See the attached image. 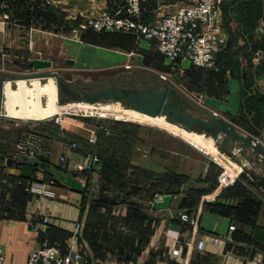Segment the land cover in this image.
I'll return each instance as SVG.
<instances>
[{"label":"crops","instance_id":"0c3cea01","mask_svg":"<svg viewBox=\"0 0 264 264\" xmlns=\"http://www.w3.org/2000/svg\"><path fill=\"white\" fill-rule=\"evenodd\" d=\"M32 1V0H31ZM49 9L56 10L66 20L70 15L82 13L91 15L101 9L117 7L119 0H40ZM195 0H148L152 8L151 20L158 19L173 8L190 4ZM245 0H227L220 4L217 22L225 36L219 71H208L182 61L172 68L167 59L156 49L153 43L146 41L134 33L124 32H88L82 39L72 31L61 35L60 30L45 31L34 27L28 30L6 26L7 20L0 17V72L14 73L20 65L34 58L49 60L52 68L60 61L70 70H112L118 69L121 81L144 84L152 81L163 82L159 74L170 77L167 82L172 88L177 85L191 96L208 116L216 115L230 122L236 129L239 123L234 122L238 114L242 98V80L238 72L246 70V58L237 54L234 59L238 65L233 67L227 61L229 54L249 46L252 42L264 40V0H250L252 5L259 6L258 15L246 13L243 9ZM12 2V0H11ZM15 2V0H14ZM17 25V24H16ZM20 32L31 39H43L47 46L23 43L18 47L17 33ZM57 40L55 53L48 50L49 41ZM17 48H27V54H19ZM251 53V52H250ZM251 63L258 64L264 59V52L258 50L250 54ZM225 56V57H224ZM233 56V55H232ZM71 61V62H69ZM130 65V67H126ZM28 68V67H27ZM234 69V72H233ZM253 71V70H251ZM254 86L264 96V68L259 75L253 76ZM210 103H207V101ZM76 111H96L98 106H76ZM200 109V110H201ZM131 119V118H130ZM148 119V118H147ZM140 121V119H132ZM62 127L67 137L78 143H86L89 136L94 135V127L78 120H64ZM237 123V124H236ZM245 127V126H244ZM253 132L245 127L251 136L264 140L261 128ZM15 125L0 124V155L13 158L17 142ZM187 134L185 129H181ZM240 131V130H239ZM183 132V133H184ZM46 129L42 134L45 149L42 152L49 163L61 168L65 173L76 172L78 163L87 162L86 156L79 150H72L70 144H64L63 132ZM261 135V137L257 135ZM236 142H229L224 147L232 151H240ZM215 150L211 143L209 153ZM251 158L247 159L249 166L264 175V166L249 151ZM215 152H213L214 155ZM56 155L64 156L66 161L58 163ZM20 165L14 163L0 165V193L10 187H15L16 178L22 171ZM77 173V172H76ZM248 179V178H247ZM77 180L82 182V173ZM250 184L257 182L248 179ZM36 181L39 188L50 191L53 195L24 191L19 208L0 205V249L4 264H25L29 254L45 242L58 245L62 252L72 248L82 256L89 258L91 264H264V206L254 217V224H240L231 217L218 213L210 208L202 209L196 216V227L182 225L179 213L174 208V197L168 210L154 211L151 202L161 195L154 194L147 200L131 203L129 210L121 209L113 212L120 217H106L101 223L93 214L103 215L101 209L94 213L88 207H82L83 194L68 189L60 184L49 185L43 173L36 171ZM264 183V182H263ZM252 186V185H250ZM7 199L11 195L6 193ZM46 218L47 224H42ZM124 219V220H123ZM117 220V221H116ZM38 226V230H34ZM76 226H79L77 229ZM234 226L233 231L229 230ZM243 233L244 235H242ZM74 237V239H73ZM212 238H218L217 245L212 244ZM74 241V242H73ZM204 242L202 250L197 249L198 242ZM179 250L178 256H173L174 249Z\"/></svg>","mask_w":264,"mask_h":264},{"label":"rangeland","instance_id":"374dc122","mask_svg":"<svg viewBox=\"0 0 264 264\" xmlns=\"http://www.w3.org/2000/svg\"><path fill=\"white\" fill-rule=\"evenodd\" d=\"M32 11L34 12L33 15ZM50 11L56 12L54 9H49L40 0H15V2L14 0L12 2L11 0H0V17L3 20H7L6 26L8 28L22 27V29L28 30L29 27H34L39 30L51 32L57 26L56 24L48 23V20L52 17ZM78 14L70 15L66 19L67 22H65L69 23L70 26H74L72 25L74 22L78 24ZM59 28L61 35L69 33L65 24H61ZM85 29L91 28L80 29V31ZM16 39L18 47L22 43L26 46V44L29 45L31 42L36 44L37 47H40V44L47 46L44 43L45 40L31 39V37L20 32L17 33ZM56 49L57 40H50L48 50L52 54V52L55 53ZM26 50L27 48H17L16 51L19 54H27L25 52ZM55 67L58 68V72L63 78L68 81H75L80 85L109 86L114 82L116 85L122 86L121 79H118V76L121 74L118 69L95 71L70 70L60 61ZM217 67L219 69L218 64ZM16 70V75L33 72L31 68L26 67L25 63L20 65L19 69ZM45 82L46 80H39L41 85ZM25 86L29 90V92L27 91L26 98L32 104L36 100L34 91L32 90L34 85L31 81H26ZM137 86L144 88L151 87L152 81L138 84ZM11 88L18 90L19 84L16 83ZM174 89L189 104L191 111H197L204 116H208V113L203 111L191 99V96L186 95L178 85ZM40 99L41 105L45 107L47 96L41 94ZM76 103L78 102L75 101L65 104L67 105L66 108L73 109L68 112L63 111V120L72 121L75 119L93 126L94 143L90 145L81 143V149H88L101 157V162L97 166L81 171L85 185H89L88 195L85 197L86 207L89 206L90 200H97L100 192L103 193L102 196L108 202L123 199L130 203L147 200L154 194L170 192L173 194L172 197H174V208L176 211L179 214L186 213L192 216H196L202 209L210 208L215 204L223 206L224 209L232 206L235 207L239 201L234 196L240 194L246 195L248 198H256L264 206V175L260 170H256L254 166L247 164V159L251 158L249 151L252 152V150L243 142L237 141V145L240 146V151L237 152L232 151L230 147H224L219 141H216L213 143L215 150L212 149V153L210 154L209 149L212 142L208 139L195 135L194 137H190L191 135L182 131L181 128H176L157 120L142 118L140 121H135L119 115L115 111L116 108L122 110L128 109L122 104L118 103L119 106L110 107H94L97 112H91L88 110H74L78 108L76 106H80ZM207 103H210V101L208 100ZM19 106L20 102H15L14 107L17 110ZM52 117L54 116L29 119L0 116V124L15 125L16 130L14 133L16 134L17 141L25 132H30L40 137L42 139L43 149H45V143L42 134L46 129L63 132V134H60L64 137V144L68 145L72 143V140L63 131L64 129L62 127L64 124H56L50 120ZM236 126H238L240 132L251 136L244 125L238 124ZM261 130L263 132L261 134L264 135V127ZM186 131L191 133L189 130ZM257 136L261 137L260 133ZM257 140L264 144V140ZM213 152H215L214 155ZM81 154L84 155L83 152ZM40 156L44 157L43 154ZM56 159L58 163H62L58 155H56ZM210 164L213 165L209 175L210 181L206 183L204 181L208 171L206 167H209ZM224 170H226L228 176L222 179L220 177ZM242 172H244L246 178L255 180L258 183L257 186L246 185L243 190L232 189V186L236 180H239ZM34 176H36V172ZM123 185L130 187L124 188ZM16 189L15 187H10L8 190L12 192L11 199H7V197L0 199V205L3 204L10 208H19L23 199L20 198L22 196L18 194ZM195 190H204L205 193L201 196H198L196 193L190 194L193 197L189 199L187 196L188 193L191 191L195 192ZM37 193L44 194L41 190ZM185 199L188 201L186 203L188 206L180 208V203ZM105 208L104 205L101 207V209ZM119 221L120 218L118 217L117 222Z\"/></svg>","mask_w":264,"mask_h":264},{"label":"built area","instance_id":"2783aa9c","mask_svg":"<svg viewBox=\"0 0 264 264\" xmlns=\"http://www.w3.org/2000/svg\"><path fill=\"white\" fill-rule=\"evenodd\" d=\"M224 1L227 0H195L190 4L173 8L158 19L145 21V0H119L120 5L113 12L104 8L88 16L79 13L77 28L79 30L91 28L95 31L134 33L153 43L172 68H175L177 63L186 61L205 70L217 71L216 55L222 51L226 42L222 29L217 22L218 9ZM126 67H130V65H126ZM158 78L166 83L171 80L166 74H159ZM63 113L60 111L51 115L54 117L50 120L56 124H62L64 121ZM41 142L40 137L30 132L23 133L16 142L12 157L16 159L28 157L39 159L43 150ZM87 142L93 144L94 135L89 136ZM70 148L77 150L76 142L70 143ZM83 153L87 162L75 165L74 170L77 173L100 163L96 154L92 152ZM59 160L64 163L66 158L61 155ZM226 176L228 175L224 170L220 178L225 179ZM228 182L232 183L231 181ZM49 185L53 186L54 183L50 182ZM29 190L36 193L41 190L44 194L53 195L50 191L39 188L36 183H33ZM47 221L46 218L42 219V224H47ZM179 222L192 228L196 227L195 218L189 217L186 213L179 215ZM76 228L78 229L79 226ZM34 230L37 231L38 226H34ZM229 230L233 231L234 226H230ZM219 242L218 238H212L213 245H217ZM203 247L204 242H198L197 249L202 250ZM172 255L178 256L179 250L174 249ZM0 264H4L1 249ZM25 264H91V260L72 248L67 252H62L58 245L45 242L44 246L29 254Z\"/></svg>","mask_w":264,"mask_h":264},{"label":"water","instance_id":"95a60500","mask_svg":"<svg viewBox=\"0 0 264 264\" xmlns=\"http://www.w3.org/2000/svg\"><path fill=\"white\" fill-rule=\"evenodd\" d=\"M69 29L74 31L80 40L82 39L77 27L69 26ZM27 67L31 68L33 72L23 75L0 72V116H8L4 95L6 82L12 87L19 80L30 82L35 78L38 80L53 78L58 106L75 101L83 104L119 103L149 117H162L166 122L189 130L195 136L210 139L212 143L219 141L221 145H227L229 142L241 141L252 150L254 157L264 164V144L243 134L230 122L216 115L204 116L197 111H191L189 104L181 98V95L164 81L155 82L151 87L146 88L137 86L136 83L128 80L122 81V86H118L114 82L109 86H87L63 78L58 71L52 68V63L49 60L34 58L27 62ZM19 161L21 159L0 155V163L10 164ZM26 161L36 164L58 184L78 193L84 192L85 185L77 180L78 173L73 172L68 175V173L57 169L55 165L35 157H28ZM171 201V195L157 196L151 202V209L154 211L168 210Z\"/></svg>","mask_w":264,"mask_h":264},{"label":"trees","instance_id":"16d2710c","mask_svg":"<svg viewBox=\"0 0 264 264\" xmlns=\"http://www.w3.org/2000/svg\"><path fill=\"white\" fill-rule=\"evenodd\" d=\"M244 2H245V4L243 5L244 6L243 9L245 10L246 13H250V14L253 13L254 15H258L259 10H260L258 5L250 4L249 3V2H251L250 0H245ZM117 5L119 6L120 2ZM117 7H112L109 10L111 12H113ZM144 7L146 9V13L144 14V20L145 21H151L153 11H152V8H150L148 5V0H145ZM33 13L34 12L32 11V15H33ZM50 14L52 15V17L50 20H48V23L56 24L57 27L54 28L55 31L60 30L59 26L61 24H65L67 31L69 33L71 32V30L69 29L70 24L66 23L67 21L64 19V17L61 14H59L57 12H51ZM262 17L264 19V13H263ZM72 25L76 26L77 24L74 22ZM82 32H83V38H85V35L88 32L99 33V32H96L92 29H85V30H82ZM118 33H120V32H118ZM258 50H261L262 52H264L263 37H261L260 40L252 42L250 47L249 46H243L242 48H237V50H235L234 52L229 54L230 56L227 60L233 68V67L238 65V61H236L237 59L236 60L234 59L235 55L242 54L246 58V63H247L246 70H242L241 72L237 73V76L242 80V98H241V103H240V108H239L238 114L235 118H233V120H234V122H237L239 124L244 125L245 127L250 128L251 130H253V132H256V133H258V130L260 129V126L262 125V123L264 121V96L261 93H259L257 91V89L255 88L253 76L259 75L263 72L264 59L261 60L258 64L253 65L250 61L251 60L250 54L257 52ZM221 57H222V51H220L216 55V63L218 65H220V59L219 58H221ZM251 70H253V71H251ZM208 71H212V70H208ZM217 71H219V69ZM217 71H215V72H217ZM233 72H234V69H233ZM72 142H75V141H72ZM76 144H77V150H79L81 152H92V153H94L93 151H89L88 149H81V146H79L77 142H76ZM84 144L90 145L87 141ZM94 154H96V153H94ZM96 155L99 157L100 162H101V157L98 154H96ZM18 159H21V158H17V160ZM39 159L42 161L48 162V160H46L44 157L40 156ZM1 164L2 163H0V165ZM14 164L20 165L23 168L20 175L16 178L15 188H17L16 190L18 191L19 195H23L24 191L25 192L28 191L29 186H31L33 183H37L36 176H34V173L36 171L42 172L43 176L46 177V180H48L49 182H53L54 184H58L52 177L47 175L46 172L39 169V167L36 164L28 163L26 161V159H21V161L16 162ZM212 166L213 165L210 164L208 167L207 175H206V178L204 179V181L206 183L210 181L209 175H210V171H211ZM57 169L61 170V168H59V167H57ZM0 178H1V176H0ZM100 183H102V182H100ZM246 185H249V186L252 185L253 186V184H250L249 180L244 176V172H242L240 177H239V180H236V182L232 186V189L235 188L238 190L239 189L243 190V189H245ZM88 186L85 185V190L82 193L83 194V199H82V207L83 208L86 206L85 197L88 195ZM123 187L129 188L130 186L127 187V185H123ZM26 188H27V191H26ZM6 193H9V195H12L11 191L6 190L5 192L0 193V199L6 198L7 197ZM194 193H196L198 196H201L205 192H204V190H195V192L191 191L187 195L188 198L190 199L191 197H193L190 194H194ZM102 194H103L102 192L99 193V197L97 198V200L96 199L90 200L89 206H88V209L90 211H92L93 213L95 211H100L101 207L103 205L106 207L105 208L106 211L104 212L103 215L93 214V217L98 221V223H101L102 219H105L106 217L108 218V217H110V215L112 218L118 219V216L113 215V212L116 213V211H119L121 209H125L127 211L132 207V204L130 202H128L127 200H123V199H120V200L115 201V202L114 201L108 202L102 196ZM167 194L173 196V194L170 192L158 193L157 195H167ZM20 198H22V197H20ZM234 198H237L239 201L235 207L232 206V207H229L227 209L226 208L224 209L223 206H221L219 204H215L214 206L210 205L211 206L210 209L214 210L218 213H221V214H224V215L231 217V219L235 220L236 223L238 222L240 224H254L253 223L254 217H256V213L260 209L261 203L256 198H254V199L248 198L246 195H241V194L234 196ZM187 199L182 200V202L180 203V206H179L180 208H184V207L188 206V204H186L188 202V201H186ZM188 216L193 218V216L191 214H188ZM234 229H235V227H234ZM241 234L244 235L243 233H241ZM51 245H55V244L51 243Z\"/></svg>","mask_w":264,"mask_h":264},{"label":"bare ground","instance_id":"6f19581e","mask_svg":"<svg viewBox=\"0 0 264 264\" xmlns=\"http://www.w3.org/2000/svg\"><path fill=\"white\" fill-rule=\"evenodd\" d=\"M31 82L34 85L32 90L34 91L35 98H36V100L32 102V104L26 98L27 91L29 92V90H27L25 86V80L18 81V84H19L18 90H13L9 86L8 82L5 83L4 95H5V106H6V111H7L8 116L29 118V119H40V118L49 117L60 111L68 112L73 109V108L72 109L66 108L67 105H63V106L57 105L56 86H55L53 78H46V82L43 85H41L39 83V80L36 78L31 79ZM41 94H45L47 96V103L45 107L42 106L40 103ZM15 102H20V106L18 110L14 107ZM76 104L82 105V106H98V107L119 106L118 103H111V104L76 103ZM115 111L117 114L131 118V119L148 118L150 120H157V121L166 123L170 126L180 128L174 124H170L166 122L165 119L162 117H149V116H146L144 114L138 113L130 109L122 110L120 108H116ZM208 140L212 142L210 139Z\"/></svg>","mask_w":264,"mask_h":264},{"label":"flooded vegetation","instance_id":"af4514ba","mask_svg":"<svg viewBox=\"0 0 264 264\" xmlns=\"http://www.w3.org/2000/svg\"><path fill=\"white\" fill-rule=\"evenodd\" d=\"M122 82V81H121Z\"/></svg>","mask_w":264,"mask_h":264}]
</instances>
